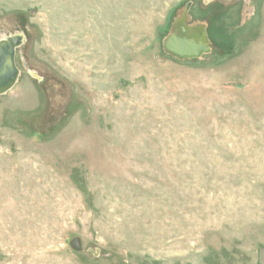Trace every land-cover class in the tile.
<instances>
[{
  "label": "rangeland",
  "instance_id": "1",
  "mask_svg": "<svg viewBox=\"0 0 264 264\" xmlns=\"http://www.w3.org/2000/svg\"><path fill=\"white\" fill-rule=\"evenodd\" d=\"M8 34L0 264H264V0H0Z\"/></svg>",
  "mask_w": 264,
  "mask_h": 264
},
{
  "label": "water",
  "instance_id": "2",
  "mask_svg": "<svg viewBox=\"0 0 264 264\" xmlns=\"http://www.w3.org/2000/svg\"><path fill=\"white\" fill-rule=\"evenodd\" d=\"M190 4V2L184 4L177 17L173 19L171 29L162 43L165 52L178 60L200 58L211 51L205 25L188 23ZM22 37L17 34H8L0 38V94L8 92L18 82L19 69L15 64V49L21 45ZM69 247L83 251L81 238L70 239ZM94 254L97 255V251Z\"/></svg>",
  "mask_w": 264,
  "mask_h": 264
},
{
  "label": "flooded vegetation",
  "instance_id": "3",
  "mask_svg": "<svg viewBox=\"0 0 264 264\" xmlns=\"http://www.w3.org/2000/svg\"><path fill=\"white\" fill-rule=\"evenodd\" d=\"M31 72V71H30ZM18 73H20V70H18ZM35 76V75H34Z\"/></svg>",
  "mask_w": 264,
  "mask_h": 264
},
{
  "label": "bare ground",
  "instance_id": "4",
  "mask_svg": "<svg viewBox=\"0 0 264 264\" xmlns=\"http://www.w3.org/2000/svg\"><path fill=\"white\" fill-rule=\"evenodd\" d=\"M2 37H4V35H3V36H1V38H2Z\"/></svg>",
  "mask_w": 264,
  "mask_h": 264
}]
</instances>
